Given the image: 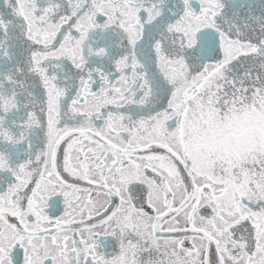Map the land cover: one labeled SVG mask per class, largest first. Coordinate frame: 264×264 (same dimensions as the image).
Listing matches in <instances>:
<instances>
[{
  "label": "snow or ice",
  "instance_id": "6c2138e0",
  "mask_svg": "<svg viewBox=\"0 0 264 264\" xmlns=\"http://www.w3.org/2000/svg\"><path fill=\"white\" fill-rule=\"evenodd\" d=\"M0 264H264V0H0Z\"/></svg>",
  "mask_w": 264,
  "mask_h": 264
}]
</instances>
